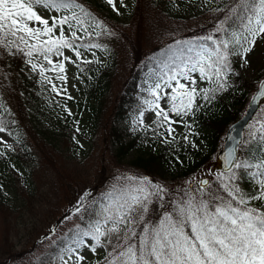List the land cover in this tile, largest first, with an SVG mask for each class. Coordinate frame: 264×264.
Instances as JSON below:
<instances>
[{"label":"rangeland","instance_id":"1","mask_svg":"<svg viewBox=\"0 0 264 264\" xmlns=\"http://www.w3.org/2000/svg\"><path fill=\"white\" fill-rule=\"evenodd\" d=\"M96 1L97 4L101 5L99 9H96L95 7L97 6L90 0H84V3L90 4L96 9V17H99L97 22L101 26H95L97 24L95 22L93 31L95 38L100 39L102 35L105 38L99 40L102 45L98 49L100 51L99 54L103 62H105L111 54V49H118L119 58L117 59L118 64L115 75L111 80L109 91L103 99L104 115L99 122V129L91 131L92 133L88 139H83L85 149L77 152L74 150V143L71 142L72 136L68 135L69 129L67 130L66 128L67 135L63 138L65 142L61 143L60 154L50 149V164H47V161L42 162L41 153L37 151L35 160L40 167L38 168L37 165L36 168H33L31 180H36L38 189L37 191L35 189L34 195L30 198L24 195L23 192L26 191L19 183L15 190L10 187L4 188V192L9 191V196L8 202L2 201V205H0V264H61V256L68 264H74L75 254L69 255L65 250L69 247L74 248L76 246L75 243L67 246L58 256L54 255L53 249L60 240L80 228L82 224L80 220L87 213L91 211L95 213V219L106 215L103 206L109 202L106 199L109 193H111L112 199L120 200L127 191L140 186L146 187L150 196L146 204L147 211L144 212V219L148 221V209L153 200L159 202L158 208L160 211L162 210L163 215L165 212L171 211V205L175 202L187 199L190 195L199 197L200 193L209 190V185L206 188L200 187L199 179L204 174L211 173V163L216 158V155L213 154L209 162L207 161L200 165L196 171L186 174H180V172L175 171L174 173L168 172L162 176L153 177L151 174L144 172L143 169L132 165L131 161L137 155L146 151H154L158 147L153 145L157 138L155 132L158 134L161 132L158 127L153 131V123L158 117L155 111L148 109L144 101L154 99L149 94L148 88L160 75H156L155 71L151 70L139 82L140 93L137 96L135 95V97L139 98V102L142 104L131 109V123L129 126L122 119L114 117L112 111L114 110L116 99L125 87L126 76L134 57L133 48L131 49L130 43L124 39L122 34L124 30L132 34L128 18L133 11V0H122V2L121 0H113L115 7L109 5L107 0ZM222 1L218 0L217 2L221 3ZM227 1L229 2V0ZM176 7L177 9L174 11L179 12V1H177ZM158 9H147L148 14L144 22L149 25L145 33L146 41L150 44H144V53L152 50L154 45H161L163 41H167L169 38L187 34L190 31L198 32V30H204V32H212L214 34L221 33L216 30L221 20L217 19V9L208 13L207 16L191 19L193 20L192 22L188 18H172L162 14ZM37 11L45 18L59 15L54 11L49 13L43 8H38ZM51 23L52 21L49 19V24L51 25ZM133 23L137 24L135 20ZM121 27L127 28L123 29ZM95 33H99V35ZM56 34L59 35V29ZM65 35H68L66 27ZM82 35L84 34L82 33ZM118 42L124 47L119 48ZM205 48L208 47L203 46L201 53L204 52ZM96 49L95 47H90V45L87 46L83 51L84 59L95 60L98 56ZM62 51L64 57H69L70 59L64 60V57L53 55L50 57L53 61L52 65L43 61L39 56L33 57V62L42 64L46 71L43 77L39 75L38 82L32 86V89H38L39 92L37 94L43 97L51 95L58 105L66 106L70 111V115H72L79 109V105L86 100L87 85L82 80L84 76L79 73V63L82 59L80 57L77 58L75 52L71 49L64 48ZM233 58L237 61L238 67L235 72L230 73L231 77L239 76L249 82H255V89L256 84L264 77V34L257 36L255 45L247 53L245 57L247 63L238 55H233ZM61 61L64 63L63 72H60L58 66L53 67V65H58ZM72 61H75V63ZM187 64L190 65L191 63ZM191 75L196 79L195 86L198 91L215 86L213 82L202 80L198 71L192 72ZM61 76L66 77V80L60 79L59 77ZM164 78L166 79V77ZM49 79L51 83H49ZM180 82L188 83L182 77ZM5 83L10 85L9 81H5ZM53 85H55V90H53ZM172 85L175 87V81L172 82ZM165 91L171 93L172 88L168 87ZM253 91L249 93V96ZM203 97L204 95L197 94L195 105H201ZM166 100L167 97L160 100L159 104L161 108L167 110L169 104L166 103ZM33 107V105L28 104L27 111L29 116H33L36 121L40 119V122L38 121L37 123L38 126L39 123H45V119H47L46 121L49 120V115L45 118L42 114L43 112L39 114L38 109ZM168 116L171 123L165 122L164 124L168 128L169 126L171 127L172 131L170 134L172 136L181 134L184 131L185 124L191 119L190 113L178 116L168 111ZM112 124L115 128H120L119 131L123 133L126 141L136 137L138 142L137 147L123 160L116 156L117 145H115V139L108 136L105 138L104 127L109 130ZM1 129L3 130L0 131V143L10 151H16L17 148L14 146L11 132L4 128ZM150 130L151 132H149ZM202 131L206 135L209 134V128H204ZM256 138L264 140V104L248 127L245 134V142H251ZM202 149L204 154L208 152L206 147H202ZM245 161L249 164H255L248 156L241 154L239 162ZM101 170H103V173H100ZM257 171L258 169L253 167L248 170L235 168L228 174L216 173L212 176L210 190L214 188L215 184L217 187V181L222 182L224 180V182H227V177L235 172L238 177L236 182L239 187L246 191H251L252 184L246 185L249 178L247 175L251 177L250 173ZM57 173L61 174L65 183H67L66 186L62 187L63 182L56 180L55 176ZM100 174H102V177L106 174L105 181L99 182L102 179ZM141 178H147L152 184L144 185ZM74 179L77 182L81 179L79 187L75 184ZM100 185L102 186L96 190L98 193H94L92 188ZM154 185L161 186V189L157 190ZM255 203L253 202V204ZM6 208L7 212L5 211ZM77 208L79 211H76ZM4 213H7V215H4ZM106 227H111V224L109 223ZM121 227L123 228V226ZM7 229L10 232V241L8 244H4L7 238L5 233ZM115 238V236L112 237L113 240ZM83 240L86 244H94L91 237H83ZM110 250V248H97L96 253H93L87 246L77 249L80 255L86 257L82 264H102L105 253Z\"/></svg>","mask_w":264,"mask_h":264},{"label":"snow or ice","instance_id":"2","mask_svg":"<svg viewBox=\"0 0 264 264\" xmlns=\"http://www.w3.org/2000/svg\"><path fill=\"white\" fill-rule=\"evenodd\" d=\"M107 3L115 7L113 0H107ZM38 8L59 15L45 18ZM240 12L244 15L241 16ZM95 19L80 0H0V48L11 55L19 53L27 57L32 70L39 69L43 77L46 69L42 64L34 63L33 57L39 56L52 65L50 57H64L62 49L67 48L79 58L77 41L83 37L78 33L91 37L94 33L89 31L93 27L90 21ZM236 20L240 23L235 24ZM95 26L101 25L97 22ZM58 29L59 35L56 34ZM216 30L224 35L214 38L209 34L203 38L212 41L214 49L205 48L190 65H178L169 70L171 75L164 73L149 85L148 92L154 99L144 103L155 111L157 117H162L161 125L171 123L168 111L178 116L188 115L197 106L198 90L192 72L198 71L202 80L216 84V88L201 90L207 100L208 92L226 88L227 73L231 71L230 55H238L247 63V53L255 45L257 36L264 34V0H236ZM69 59L64 57V60ZM57 66L60 72L64 71L63 61L53 65L54 68ZM181 77L188 83H181ZM59 78L66 80L64 76ZM168 87L172 88L171 93L165 91ZM259 95L264 96V85H261ZM165 97L169 104L167 110L159 104ZM168 131H172L170 126ZM228 160L230 171L231 168L258 169L250 173L251 191L239 187L235 172L227 177V182L222 181L216 191L210 190L208 181H201V184L209 185L208 191L200 193L199 197L190 195L175 202L171 211L165 212L157 223L144 219L150 196L146 187L133 188L120 200L112 199L109 193L106 196L109 202L103 206L106 215L90 221L87 230L81 232V239L74 242L76 246L65 252L75 254L74 264L86 260L77 251L85 246L93 253L97 248L111 249L105 253L102 264H264V157L257 164L247 161L232 163L238 158L234 150H230ZM141 179L144 185L152 184L147 178ZM154 187L161 189L159 185ZM109 223L111 227H106ZM82 237H91L94 244H86ZM60 259L61 264H68L63 256Z\"/></svg>","mask_w":264,"mask_h":264},{"label":"trees","instance_id":"3","mask_svg":"<svg viewBox=\"0 0 264 264\" xmlns=\"http://www.w3.org/2000/svg\"><path fill=\"white\" fill-rule=\"evenodd\" d=\"M99 9L100 4L96 0H90ZM179 1V12L176 3ZM218 0H133L132 14L128 18L129 28L132 34L127 30L122 31L124 39L130 43L133 48V63L128 70V75L125 87L122 93L116 99L114 110L112 111L116 119H122L128 126L130 125L129 109L138 103L135 93L138 92V84L141 79L147 75V71L154 69L162 73L172 74L169 70L175 69L176 66L182 67L185 62L197 58L196 52L200 49L201 44H208L212 49L215 45L212 41L203 39L212 34L204 30L198 32L190 31L187 34H180L163 41L161 45H154L152 50L144 53V44H150L146 41V33L149 25L144 22L147 18L149 8H159V12L177 19H189L208 14L212 10L217 9V19H223L228 8L232 7L236 0H223L221 3ZM88 10L94 15L95 20H91L93 25L89 31H94V23L97 22L95 10L90 4L80 0ZM223 8V9H222ZM221 9V10H220ZM131 10V9H130ZM243 16L244 12H240ZM207 16V15H205ZM134 20L137 22L135 25ZM240 21L236 20L235 24ZM133 27V28H132ZM123 29L127 27H121ZM205 29V28H203ZM203 31V32H202ZM94 33V32H93ZM102 33V31H101ZM104 34V32H103ZM221 32L220 36L222 37ZM93 34L91 38L77 41L78 49L83 50L89 45H102L99 40H103L104 35L100 39L95 38ZM108 39V38H107ZM130 41H129V40ZM119 48H123L120 42L117 43ZM81 46V47H80ZM100 47L97 48L98 56L93 61L80 63V74L82 80L87 85L86 100L79 105V109L72 115L64 105H58L57 102L49 95L43 97L37 94L38 89L32 86L38 82L39 72L32 70L27 63V57L9 54L5 49L0 48V128L9 130L14 138V145L17 147V152L10 151L0 144V205L2 201L8 202L9 191L4 192V188L10 187L15 190L19 183L26 192H23L26 197L34 195L37 191L36 180H31L33 177V168L40 165L35 162L37 151L41 153V161H47L50 164V149L55 150L60 154L62 149L61 143L67 135L72 136L71 142L74 143V150L77 152L83 151L86 138L90 137L93 131L99 129V122L104 115L103 102L106 93L109 91V86L112 78L115 75L117 67L118 49H111V54L108 60L103 62L99 54ZM98 74V75H97ZM5 81H9L7 85ZM254 87V83L235 77L231 86H227L221 94L212 95L203 109L198 111V115L192 122L185 127L184 133L181 135L171 136L169 131L163 127L161 134L157 135V140L153 145L158 146L156 150L142 152L131 161L134 167L144 170L151 176H162L168 172L175 171L180 174L191 173L198 169L210 156L218 149L220 140L227 126L237 120L246 105L249 92ZM224 95V97L222 96ZM28 104L37 108L39 114L43 116L49 115L48 121L37 125L38 121L29 116L27 111ZM130 104V106H128ZM48 124V125H46ZM203 127L209 128V134L202 132ZM110 129L104 127L105 138L112 137L117 145L116 156L121 160L125 159L128 154L137 147L138 142L136 137L130 141H126L123 133L112 125ZM92 131V132H91ZM170 136V137H169ZM191 138V140H190ZM190 140V141H187ZM202 141V146L208 148L207 154L201 157L202 149L199 143ZM242 153L246 154L254 163H260L261 157H264V140L255 139L246 143L242 148ZM201 157V158H200ZM103 173V170L100 171ZM102 177V174H100ZM249 177V184L253 183ZM58 182L62 181V187L66 186L61 174L55 176ZM106 180V174L103 175L99 182ZM70 181V180H69ZM68 181V184H69ZM75 184L79 187L81 179H74ZM224 182V180H223ZM96 186L92 188L94 193L98 189ZM221 186V181H217L211 191H216ZM90 188V187H89ZM91 189V188H90ZM158 201L153 200L149 206L147 219L149 223H157L162 215V210L158 208ZM2 210V209H1ZM8 211L7 208L5 210ZM92 213V214H91ZM87 213L83 219L80 228L68 234V237L63 238L53 249L54 255L58 256L63 248L68 244L75 242L81 238V232L87 230L90 221L95 220L94 213ZM7 215V213H4ZM158 218V219H157ZM7 238L4 244L10 241L9 230L6 232ZM5 251V249H4Z\"/></svg>","mask_w":264,"mask_h":264},{"label":"water","instance_id":"4","mask_svg":"<svg viewBox=\"0 0 264 264\" xmlns=\"http://www.w3.org/2000/svg\"><path fill=\"white\" fill-rule=\"evenodd\" d=\"M261 85H264V79L261 81L259 88L252 95L250 102L248 104L247 109L240 119H238L235 123L229 126L226 135L224 137L223 147L220 149L218 153V158L213 164V171H230V163L228 160V152L230 150H234V155L238 158L239 156V147L243 143L244 140V132L248 126V124L252 121L253 117L259 111L262 103L264 102V96H260L259 93L261 91ZM256 98L255 101L253 98ZM236 161H232V163H236ZM232 169V168H231ZM201 181H208L210 183L209 176H204ZM200 181V184H201ZM202 186H207L203 185Z\"/></svg>","mask_w":264,"mask_h":264}]
</instances>
